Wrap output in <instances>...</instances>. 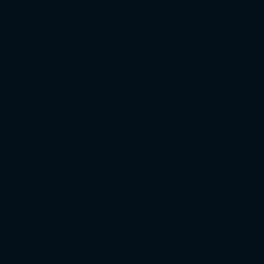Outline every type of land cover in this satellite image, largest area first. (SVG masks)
Instances as JSON below:
<instances>
[{"label":"water","instance_id":"obj_1","mask_svg":"<svg viewBox=\"0 0 264 264\" xmlns=\"http://www.w3.org/2000/svg\"><path fill=\"white\" fill-rule=\"evenodd\" d=\"M0 264H264V0H0Z\"/></svg>","mask_w":264,"mask_h":264}]
</instances>
